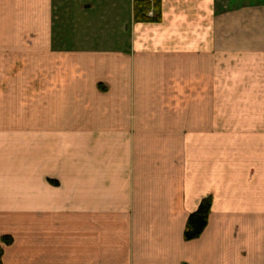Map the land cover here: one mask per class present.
<instances>
[{
	"label": "crops",
	"instance_id": "obj_1",
	"mask_svg": "<svg viewBox=\"0 0 264 264\" xmlns=\"http://www.w3.org/2000/svg\"><path fill=\"white\" fill-rule=\"evenodd\" d=\"M63 1L0 0L1 264H264V0H96L113 48L58 49Z\"/></svg>",
	"mask_w": 264,
	"mask_h": 264
},
{
	"label": "rangeland",
	"instance_id": "obj_2",
	"mask_svg": "<svg viewBox=\"0 0 264 264\" xmlns=\"http://www.w3.org/2000/svg\"><path fill=\"white\" fill-rule=\"evenodd\" d=\"M96 0H64L63 2H58L56 4V11L59 12V19L57 26L54 27V35L58 38L56 44L58 49L60 48H77V47H99V48H113L116 44L114 42H98V39L106 33L113 34L111 30L113 26L111 25V17L113 16V10H105L107 6L103 4L97 7ZM91 4L90 7L83 9L84 4ZM113 12H112V11ZM104 12V13H103ZM104 17V20L100 16ZM106 19V20H105ZM109 24V25H108ZM82 40V41H77ZM95 40V41H94ZM111 46V47H110ZM72 61V57H68ZM54 65L58 67H65L72 62L67 61V59L62 56H58L53 59ZM27 75V77L32 76L27 86L26 90L21 91V114H25L31 120L32 114L34 113L33 102H29L26 97H33L35 82L40 81V77L44 78L45 73ZM39 76V78H38ZM5 77V75H4ZM61 81V80H59ZM27 103V104H26ZM41 109V108H40ZM27 125L32 124L27 119Z\"/></svg>",
	"mask_w": 264,
	"mask_h": 264
},
{
	"label": "trees",
	"instance_id": "obj_3",
	"mask_svg": "<svg viewBox=\"0 0 264 264\" xmlns=\"http://www.w3.org/2000/svg\"><path fill=\"white\" fill-rule=\"evenodd\" d=\"M159 4V0H132V20L134 22H157L160 17ZM150 9L153 10V14L148 16L147 12ZM209 205L210 199L204 197L199 201L196 208L187 214L182 230L183 240L188 241L199 236L206 224ZM1 242L3 244H8L10 242V237L2 236Z\"/></svg>",
	"mask_w": 264,
	"mask_h": 264
},
{
	"label": "built area",
	"instance_id": "obj_4",
	"mask_svg": "<svg viewBox=\"0 0 264 264\" xmlns=\"http://www.w3.org/2000/svg\"><path fill=\"white\" fill-rule=\"evenodd\" d=\"M180 264H186V263H180Z\"/></svg>",
	"mask_w": 264,
	"mask_h": 264
}]
</instances>
